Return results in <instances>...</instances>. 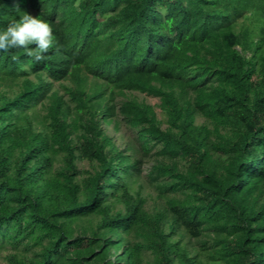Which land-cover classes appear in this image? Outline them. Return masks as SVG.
<instances>
[{
    "label": "trees",
    "instance_id": "1",
    "mask_svg": "<svg viewBox=\"0 0 264 264\" xmlns=\"http://www.w3.org/2000/svg\"><path fill=\"white\" fill-rule=\"evenodd\" d=\"M23 12L55 43L0 51L7 264H264V0H0V28Z\"/></svg>",
    "mask_w": 264,
    "mask_h": 264
},
{
    "label": "clouds",
    "instance_id": "2",
    "mask_svg": "<svg viewBox=\"0 0 264 264\" xmlns=\"http://www.w3.org/2000/svg\"><path fill=\"white\" fill-rule=\"evenodd\" d=\"M54 43L52 27L26 12L7 27L0 28V51L23 49L36 61H40L42 54L52 48Z\"/></svg>",
    "mask_w": 264,
    "mask_h": 264
},
{
    "label": "rangeland",
    "instance_id": "3",
    "mask_svg": "<svg viewBox=\"0 0 264 264\" xmlns=\"http://www.w3.org/2000/svg\"><path fill=\"white\" fill-rule=\"evenodd\" d=\"M134 94L138 96L139 100L145 101L153 105L157 110L159 117H162L161 109L159 107L160 100L158 98L140 93ZM198 121L199 123H201L203 119L199 118ZM107 130L109 134L114 137L117 142V145L121 147H124L127 143L133 142L135 139V132L129 127H127L125 124L121 126L120 130H114L112 126H108ZM85 165L86 163L84 164V167ZM136 190L140 191L142 196L147 199V206L149 208H154L155 204L161 203V200L157 198V190L153 188V186L150 184V180L147 177H144L139 182V184L136 186ZM0 264H7V260L5 259L4 254H0Z\"/></svg>",
    "mask_w": 264,
    "mask_h": 264
}]
</instances>
